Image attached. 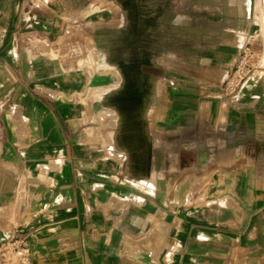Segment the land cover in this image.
Wrapping results in <instances>:
<instances>
[{
  "label": "crops",
  "instance_id": "crops-1",
  "mask_svg": "<svg viewBox=\"0 0 264 264\" xmlns=\"http://www.w3.org/2000/svg\"><path fill=\"white\" fill-rule=\"evenodd\" d=\"M89 1L0 0V245L21 239L27 264H264V0L147 33ZM238 36L250 74L223 94Z\"/></svg>",
  "mask_w": 264,
  "mask_h": 264
},
{
  "label": "rangeland",
  "instance_id": "rangeland-1",
  "mask_svg": "<svg viewBox=\"0 0 264 264\" xmlns=\"http://www.w3.org/2000/svg\"><path fill=\"white\" fill-rule=\"evenodd\" d=\"M81 1L83 2L85 0H81ZM131 2L134 3V5H132ZM220 2H222L223 4L224 1L214 0L213 5L202 6L197 3H194L193 0H166V1L165 0H90L89 1V3L92 4L94 7L97 4L108 3L109 5H113V6L117 4L116 6L118 7L119 12L123 15L131 16L135 13L141 19L140 22L141 30L146 33L149 32L151 28L153 30L154 23H152V20L154 19V17L156 15H164V14L173 15V21H174L173 30L179 29L186 25V23L180 22L179 20L180 16L181 17L189 16L192 19L188 22V28L190 30L217 29V27L213 26L211 21L214 20V23L215 22L217 23L216 20L224 16V14H228L230 12L226 5L220 6L219 5ZM127 3H130V5ZM164 4H166V7ZM204 7H210L213 10H207ZM208 11L213 13L211 20L209 22L208 21L198 22L199 21L198 19L202 16L207 15ZM262 34H264V27H262ZM242 42L243 40L242 41L241 39L239 40V36H238L237 45H241ZM243 46L244 43L238 49L237 53H235L229 59V62L226 64V69L223 72V78L221 80V85H220V90L223 94L231 93L233 86L230 82L234 83L235 79L239 80L241 77L245 78L250 74L249 66L246 64L245 61V53L243 50L244 49ZM238 67L242 69L241 73L236 72ZM139 76L140 79H142L141 75ZM13 190H14L13 203H15V201L17 202L21 201L22 196H20L19 194L20 189L16 184H14ZM13 209L15 210V207ZM14 210L13 213L11 214V217L13 222L15 223L16 213ZM5 241H2L1 243H4ZM17 256H18L17 254L11 251L12 259L7 260V255H4V257H0V264H20L18 258H16Z\"/></svg>",
  "mask_w": 264,
  "mask_h": 264
},
{
  "label": "built area",
  "instance_id": "built-area-1",
  "mask_svg": "<svg viewBox=\"0 0 264 264\" xmlns=\"http://www.w3.org/2000/svg\"><path fill=\"white\" fill-rule=\"evenodd\" d=\"M72 53L74 52L73 49L71 51ZM236 72H242L241 68H237ZM246 75V74H245ZM244 78L241 77L239 80H234V83L230 82L232 84V91L233 92L237 86L242 82ZM11 251H13L15 254L18 256L20 264H27L29 261V256L25 254V245L24 242L21 239H10L5 241L4 243H1L0 245V257H4V255H7V260H11Z\"/></svg>",
  "mask_w": 264,
  "mask_h": 264
},
{
  "label": "water",
  "instance_id": "water-1",
  "mask_svg": "<svg viewBox=\"0 0 264 264\" xmlns=\"http://www.w3.org/2000/svg\"><path fill=\"white\" fill-rule=\"evenodd\" d=\"M214 147H215V141L213 139H208L206 141V154H207V161L208 165L212 166L214 162Z\"/></svg>",
  "mask_w": 264,
  "mask_h": 264
}]
</instances>
